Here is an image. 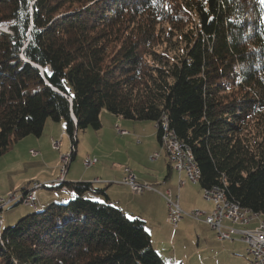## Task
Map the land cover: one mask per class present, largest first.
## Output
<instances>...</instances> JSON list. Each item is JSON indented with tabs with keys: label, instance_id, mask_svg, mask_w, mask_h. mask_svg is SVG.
<instances>
[{
	"label": "trees",
	"instance_id": "16d2710c",
	"mask_svg": "<svg viewBox=\"0 0 264 264\" xmlns=\"http://www.w3.org/2000/svg\"><path fill=\"white\" fill-rule=\"evenodd\" d=\"M3 26L0 158L39 138L47 120L63 122L71 142L98 131L104 109L154 123L159 143L168 127L190 150L201 190L218 187L264 218L262 0H0ZM64 187L67 203L12 227L0 219V264H164L144 223L104 189L51 186Z\"/></svg>",
	"mask_w": 264,
	"mask_h": 264
},
{
	"label": "crops",
	"instance_id": "0c3cea01",
	"mask_svg": "<svg viewBox=\"0 0 264 264\" xmlns=\"http://www.w3.org/2000/svg\"><path fill=\"white\" fill-rule=\"evenodd\" d=\"M54 124L55 125L49 124L50 131L48 133V136L50 140H58L59 137L61 139L63 132L66 133V129L65 127H63L64 125L61 123V121L56 123L54 122ZM123 126L127 128L128 133L127 135L122 137H129L127 138L129 139V142L131 139L136 147L145 148L146 146H149L144 149V155L137 156L138 158H140L137 162L142 159H146V161H148L149 156L153 154L157 155V157H155L151 161H148L150 165H156L154 168L145 169L144 173L142 174H137L136 172L135 174L137 181L140 184L152 185L153 187L158 186L155 187L158 191H148L147 193L144 191L142 193V196L136 201L137 206H134V201H128V196H124L122 191H115L112 188V185L114 184L119 187H127L119 182L124 176L123 168L130 167H128L127 165H123L124 167L122 168L121 165L117 164H113L111 166L112 169L100 166L92 173H82V171H80L79 174L75 173L71 169V165L69 163L67 170L63 176V184L78 182L94 183L97 188L104 189V193L107 196L109 203L115 204L128 218L133 217V219H139L144 223V228L149 235L151 245L164 264H230L228 262V259L219 260V251H223L225 249L222 244V242L224 241H219L217 237L214 236V233L212 232L213 230L205 224L201 222H197V224L196 222L191 223L183 219L178 224L176 229H165V227H169L166 221L167 208L163 198L160 195V193H163L165 190H170L174 195L178 196L180 208L184 212H190L196 209L209 213L212 210V205L208 202L203 201L202 198H200V193L198 191L190 189H185V192L189 194L190 198H187L185 196V193L182 201H180V190L186 188L187 181L184 175L179 176L178 173H175V171L171 168L169 159L158 141L157 128L154 123L151 122V124H146L140 122L135 123L131 121L128 122V124H124ZM56 128L59 130V136ZM76 142H78V140ZM61 146L62 143L60 140L59 148ZM66 146L67 144H65V147ZM32 157H39V153H37L36 156ZM39 169L47 170L48 168L45 166H41L39 167ZM60 171L61 167L57 166L56 163L52 167V171L50 174H48L47 171H40L34 173V175H32L30 178H36V180L33 179L34 182L51 186L52 183H55L60 178ZM112 171H114L117 175H111ZM179 180L184 181V185L182 187H179L178 185ZM110 181H114L115 183ZM28 184L29 183H26L24 187L27 188ZM54 186L57 188L59 184L55 183ZM22 189L20 190V194ZM63 189L66 188L64 187L62 189H57L59 190L58 193L53 195L49 194V196L47 197H42L41 195L39 196V193L37 192V202H39L40 206L42 207H45L51 202L65 203L73 197V192L69 189ZM9 194L10 193H8V195ZM100 198L102 201L100 200ZM92 199L96 200L97 202H104V197H100V195L98 198L94 199L92 197ZM27 212L29 211H23L22 213L17 215L15 219L20 218V216L26 214ZM142 214H145L146 217H143ZM1 223L2 228H4L3 220H1ZM190 241L196 242L194 244L195 252L192 253H190L188 250L187 252L184 250V245H186ZM233 241L234 240H232V242ZM160 244H165L166 247H160ZM242 244L245 246L244 243ZM236 253L238 252H235V250L226 252V254L230 256L238 255ZM247 262L248 259H246L244 264H247Z\"/></svg>",
	"mask_w": 264,
	"mask_h": 264
},
{
	"label": "rangeland",
	"instance_id": "374dc122",
	"mask_svg": "<svg viewBox=\"0 0 264 264\" xmlns=\"http://www.w3.org/2000/svg\"><path fill=\"white\" fill-rule=\"evenodd\" d=\"M0 30L5 31L6 28L3 26V27H0ZM99 119H100L101 128L98 131H94L92 129H86L82 132H78V135H77L78 142H76L77 144H74V148L72 147L71 141L65 132H63L61 139L60 137L58 138V141L61 140V143H62V146L59 148V150L52 148L51 146L52 139L50 140L48 136V133L50 131L49 124H52V125H55V124L51 120L46 121L44 128H43L42 135L39 138L29 136V137H25L17 141L16 143H13L11 147L9 148V150L5 153V155H3L0 158V199H2L3 201H6L8 196L10 195L18 196L20 194V190L26 185V183H29L27 187L31 186L33 183H35L36 188H38L40 185L41 187L36 192H38L39 196L41 195L42 197H47L49 196V194L53 195V194L58 193L59 190L51 189L50 185H44V184L34 182L33 179L36 180V178H30V177L34 175V173H37L40 171H43V172L47 171V173L50 174L52 171V167L56 163H57V166H60L62 170L63 166L65 165L62 161V158L63 157L70 158L72 150L75 152V156H74V159L69 163L71 165V169L75 173H79V174H80V171H82V173L83 172L92 173L100 166H104L105 168L112 169L111 166L113 164H117V165H121L122 168L124 167L123 165H127L128 167H130L127 169H129L132 172V174L136 176L135 172L137 174L138 173L142 174L144 173L145 169H151L156 166V165H150V163L148 162V161H151V158L154 157L155 154L149 156L148 161H146V159H142V160H139V162H137L138 159H140L137 156L144 155V149L149 146H146L145 148L136 147V145L134 144V142H132L131 139L129 142V139H127L129 137H122L125 135H122L119 133V131H125L126 133H128L127 128L124 127L123 125L128 124V122H131V121L114 117L113 115L109 114L104 109L101 110L99 114ZM61 123L64 125L63 122ZM140 123L151 124V122L149 121H143ZM63 127H65V125ZM56 130L58 131V136H59L60 135L59 130L57 128ZM65 144H67L66 147H65ZM32 151L39 153V157H36V158L32 157V155L30 154V152ZM86 158L96 159L98 163L94 167L85 168L83 165V160ZM41 166H45L48 169L41 170L39 169V167ZM125 168L126 167L123 168V171ZM60 174H61V171H60ZM111 175L116 176L117 174L114 171H112ZM123 178L124 176L122 177L119 183L122 182ZM110 182L115 183L114 181H110ZM52 184L54 186L55 183H52ZM141 185H145V184H141ZM155 187H158V186H155ZM155 187H153V189L155 191H158ZM112 188L115 191H122L124 196H128V201H134L133 202L134 206H137L136 201L138 198L142 196V194L139 195V194L133 193L129 189L128 186L119 187L114 184L112 185ZM185 189L198 191L200 193V198H202V200L205 201L203 199V192L200 189L199 185L196 183H191L189 181H187L186 188H183L182 190H180V195H179L180 201H182L183 196L186 193ZM7 192L10 194L8 195ZM145 192L147 193L148 191L146 190ZM185 196L187 198H190L189 194L187 193L185 194ZM91 197L96 199L99 197V195L91 196ZM43 208L44 207L40 206L39 202H37L35 207L23 205L20 203L10 204L8 206H5L2 209L0 213V219L3 220L4 222V228L12 227L26 215H29L36 211H41ZM25 210H28L29 212H27L26 214H23L22 216H20V218L15 219L17 215H19ZM192 211H196V209ZM142 216L146 217L145 214H142ZM184 220L189 221L191 223L196 222V224L197 222H201V221H196V220H193L187 217L184 218ZM261 221H264V218L261 217ZM224 225H227V223L224 222ZM256 225H257V222L254 221L248 227H244V228L254 229ZM170 228L174 229L171 226L165 227L166 230ZM233 229L240 230L241 227L235 226L233 227ZM212 232L214 233V236H216V232L214 230ZM233 239H234L233 242L229 240H224V242H222L225 249L223 251H219L220 255L218 256V258L219 260L228 259V262L230 264L232 263L233 264H244L246 259H248V261L250 259L248 252H247V248L238 240V237H235ZM195 243H196L195 241L188 242L186 245H184L185 247L184 250L186 252L188 250L190 253L195 252V247H194ZM160 247H166V245L160 244ZM232 250H235V252L237 251L238 253L236 254L238 255L230 256L226 254V252H230ZM193 255H196V254H193Z\"/></svg>",
	"mask_w": 264,
	"mask_h": 264
},
{
	"label": "built area",
	"instance_id": "2783aa9c",
	"mask_svg": "<svg viewBox=\"0 0 264 264\" xmlns=\"http://www.w3.org/2000/svg\"><path fill=\"white\" fill-rule=\"evenodd\" d=\"M74 124V123H73ZM165 124V123H164ZM120 134L126 135L125 131H119ZM71 145L74 148L76 141V133L71 136ZM160 143H167V156L171 165V168L178 173V175H184L186 181L198 184L200 179V173H196L195 167L189 163H182V150L183 143L176 137V135L166 127V134H161ZM51 146L53 149L58 150L60 141L51 140ZM32 156H36L37 152H30ZM75 155L72 150L70 158L63 157L62 161L65 164L61 170L60 178L55 182L62 185L63 176L66 172L68 163ZM157 155L151 158L154 159ZM97 163L96 159L86 158L83 160L85 168H90ZM122 184L129 187V189L135 194H142L144 191H154L151 185H141L137 182L136 176L132 172L125 168L124 178ZM179 187L184 185V181L179 180ZM35 183L28 186L24 193L18 196L10 195L6 201L0 199V209L8 206L12 203L18 202L23 205L35 207L37 204V190ZM62 189V188H61ZM66 190V189H63ZM203 199L212 205V210L209 213L204 211H190L184 212L179 205V199L177 195H174L170 190H165L160 193L161 197L165 201L167 208L166 221L167 224L173 228H176L178 224L184 218H191L196 221L209 226L216 232L217 239L219 241L234 240L238 237V240L245 244L248 255L250 257L247 264H264V221H261V217L255 215H247L245 210H242L240 206H221L219 205V188L202 190ZM256 221L257 225L254 229H245L252 222ZM224 222L227 225H224ZM239 226L240 230H235L233 227Z\"/></svg>",
	"mask_w": 264,
	"mask_h": 264
},
{
	"label": "bare ground",
	"instance_id": "6f19581e",
	"mask_svg": "<svg viewBox=\"0 0 264 264\" xmlns=\"http://www.w3.org/2000/svg\"><path fill=\"white\" fill-rule=\"evenodd\" d=\"M73 120H74V119H73ZM74 123H75V121H74ZM165 131H166V130H165ZM164 134H166V132H164ZM161 146L163 147V149H164V151H165V153H166V155H167V143H162ZM167 157H168V156H167ZM182 163H189V164H192V165L195 167L196 173H199V170H198V168H197V166H196V164H195V162H194V159H193V157H192V155H191V153H190V150H189L188 147L185 146L184 144H183V150H182ZM62 184H63V181H62ZM35 186H36V185H35ZM51 186H53V184H51ZM40 187H41V186L39 185L38 188H40ZM215 188H218V187H212V188H210V189H215ZM219 205H221V206H238V205H236V204L231 203V202L226 198V196H225L223 190H221L220 188H219ZM242 210H245L246 213H247V215H255V213H252V212H250V211L247 210V209H243V208H242ZM256 215L259 216L258 214H256ZM176 228H177V227H176ZM176 228H175V229H176ZM247 252H248V250H247Z\"/></svg>",
	"mask_w": 264,
	"mask_h": 264
},
{
	"label": "snow or ice",
	"instance_id": "6c2138e0",
	"mask_svg": "<svg viewBox=\"0 0 264 264\" xmlns=\"http://www.w3.org/2000/svg\"><path fill=\"white\" fill-rule=\"evenodd\" d=\"M262 2H264V0H262ZM44 71H45L46 73L48 72L47 69H45ZM49 75H50V73H49ZM129 219H133V217H129Z\"/></svg>",
	"mask_w": 264,
	"mask_h": 264
},
{
	"label": "water",
	"instance_id": "95a60500",
	"mask_svg": "<svg viewBox=\"0 0 264 264\" xmlns=\"http://www.w3.org/2000/svg\"><path fill=\"white\" fill-rule=\"evenodd\" d=\"M36 67V66H35ZM38 70H40V72H41V69L40 68H38V67H36ZM71 116L74 118V116H73V114H71Z\"/></svg>",
	"mask_w": 264,
	"mask_h": 264
}]
</instances>
